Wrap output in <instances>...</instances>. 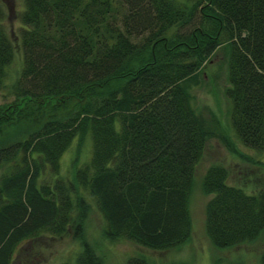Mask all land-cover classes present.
Segmentation results:
<instances>
[{
    "label": "trees",
    "instance_id": "1",
    "mask_svg": "<svg viewBox=\"0 0 264 264\" xmlns=\"http://www.w3.org/2000/svg\"><path fill=\"white\" fill-rule=\"evenodd\" d=\"M5 15L0 3V264H40L20 260L24 244L69 232L82 243L75 261L45 264H103L84 237L81 186L108 238L153 249L185 241L196 165L217 135L189 85L223 42L227 122L243 145L264 150V0H23L17 43ZM87 137L90 160L73 178L59 175L65 149ZM228 177L213 162L201 178L217 247L264 232V187L247 192Z\"/></svg>",
    "mask_w": 264,
    "mask_h": 264
},
{
    "label": "rangeland",
    "instance_id": "2",
    "mask_svg": "<svg viewBox=\"0 0 264 264\" xmlns=\"http://www.w3.org/2000/svg\"><path fill=\"white\" fill-rule=\"evenodd\" d=\"M0 3L6 14L5 24L17 43L15 34L20 23L23 0H0ZM228 55L229 44H219L198 71V82L189 85L191 103L196 113L202 115L207 125L217 132V135L207 139L196 165L194 184L189 195L191 234L180 245L162 249H153L126 238L110 239L104 235L105 220L96 199L87 187L81 186V192L89 202L84 237L102 258L103 264H126V260L133 255H143L150 264H264V232L252 241L217 247L205 230L206 202L212 194L204 193L201 178L209 164L219 162L225 165L229 171L228 181L242 186L247 192L264 187V150L258 151L243 145L227 122L229 103L224 89L227 84ZM18 66L19 57L11 64L12 71H16ZM7 95L0 91V102ZM91 153L92 141L89 137L81 143L74 138L61 156L59 175L73 178V169L89 161ZM32 244H24L20 260L26 263L28 260L31 263L38 261L40 264L74 262L82 249L81 239L75 238L72 232L55 237L41 236Z\"/></svg>",
    "mask_w": 264,
    "mask_h": 264
}]
</instances>
